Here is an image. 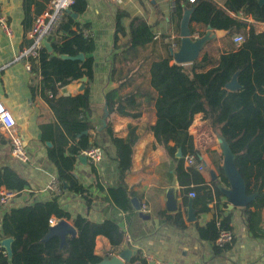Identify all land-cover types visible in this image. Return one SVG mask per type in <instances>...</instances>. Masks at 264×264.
<instances>
[{
  "label": "trees",
  "instance_id": "16d2710c",
  "mask_svg": "<svg viewBox=\"0 0 264 264\" xmlns=\"http://www.w3.org/2000/svg\"><path fill=\"white\" fill-rule=\"evenodd\" d=\"M173 2L169 20L177 22V33L180 31L184 10L193 8L190 25L196 22L204 28L210 26L215 30H224L226 34L223 38L228 41L233 40L235 34H241L244 41L238 47L234 46L231 51L223 53L215 65L208 69L205 68L212 62L208 53L189 64L177 63L170 52V42L165 41L167 35L162 36L161 43L154 39L155 27L160 21L150 23L143 14H132L126 7L119 6L114 17V50L118 51L114 59L124 61L126 66L113 69L114 78L123 81L106 94L109 110L119 115L132 116L129 110L138 106L136 97L139 94L145 95L149 103L155 102L157 120L149 129L157 142L164 145L170 157L177 162L180 183L186 185L187 189L196 190L194 202L199 211L209 210V203L214 198L220 202L221 225H217L218 218H215L205 226L198 227L202 239L215 243L222 229H232V211H228V202L222 201L220 188V184L228 185L229 180L221 174L211 185L204 184L200 172L192 167H185L184 163V157L188 153L199 155L189 127L194 116L202 112L216 134L230 145L235 155L236 167L246 182L247 193H256V197L244 207V213L248 229L255 236L264 235L261 211L264 207V30L257 31L255 23L248 20L250 16L256 22H264V4L259 0ZM32 3L36 4L37 15L46 9V4L40 0H25L27 8ZM87 6L88 0H75L71 9L81 16ZM147 12L145 9L144 13ZM239 12H243L246 17L238 16ZM89 26L67 12L56 32L49 38L53 50L43 47L37 57L30 58L31 70L42 76L40 85L35 89L40 90L58 118L54 134L50 137L53 145L49 147L48 154L57 169L61 190L81 194L88 207L92 203L89 188L79 183L74 175V167L83 149L92 145L100 146L93 140L90 86H87L84 93L66 101H56L54 95L59 83L79 82L84 76L89 81L93 80L96 43L92 36L84 32ZM205 33L201 32L199 35ZM175 41L179 45L180 37ZM159 46L165 50V54L159 53ZM80 53L84 54V59L63 57ZM146 62H149L147 67ZM235 74L241 87L233 90L227 87V83ZM136 76L141 78L139 84L119 95L127 83L133 84ZM148 81L149 88L145 87ZM48 126L42 125V129ZM106 130L115 147V159L124 178L132 166L137 137H133L132 132L127 138L116 136L111 121H108ZM170 141L174 144L170 145ZM178 149L182 153L180 157L176 156ZM64 182L67 183V188L64 187ZM193 182L198 186L191 187ZM27 183L12 167L0 166V189L4 186L19 194ZM119 191L126 200L128 197L126 204L118 200ZM133 194L127 193L126 188L121 185L112 193L116 204L123 210H132L128 203ZM226 211L228 212L225 213ZM159 218L179 228L186 227L180 210L173 213L162 210ZM52 219L71 221L77 230L75 236L68 237V243L63 247L60 246L58 236L43 241L52 225ZM98 235L108 237L111 242V249L103 255L95 252ZM7 237L13 239L11 257L2 245V240ZM126 245L130 243L117 218L94 221L86 215H73L63 207L60 194L8 207L0 220V264L99 263L118 254ZM216 248L221 249L218 245ZM131 264L149 262L138 251L132 257Z\"/></svg>",
  "mask_w": 264,
  "mask_h": 264
},
{
  "label": "crops",
  "instance_id": "0c3cea01",
  "mask_svg": "<svg viewBox=\"0 0 264 264\" xmlns=\"http://www.w3.org/2000/svg\"><path fill=\"white\" fill-rule=\"evenodd\" d=\"M40 1L47 7L48 0ZM125 1L137 3L141 8L139 14H143L148 22L160 21L155 27V35L158 37L154 35V39L159 43L165 34L167 35L165 41L170 42L171 47L179 36L177 22L169 20L174 6L173 0H88L85 13L75 17L81 23L90 25L87 29L91 31L96 43L94 78L90 81L88 79L83 89L80 88L81 82L59 83L54 97L56 101H66L72 96L84 93L87 86H90L91 117L94 119L93 140L104 148V155L97 165L90 159L85 160L81 155L74 167V175L79 183L89 188L91 205L88 207L81 194L65 190L60 193L63 207L73 215H86L94 221H103L108 217L117 218L132 239L130 245L126 247L144 254H153L168 264H264V235L255 236L248 229L245 206L228 209L232 211L231 226L235 234L233 242L227 244L229 246H219L221 249H217L213 241L200 237L199 226H205L211 220L220 218V202L214 198L209 203L210 209L204 212L195 206L196 195L191 196L190 193L196 190L187 189L186 185L180 183L177 162L170 157L166 147L157 142L154 133L149 129V126L156 122L157 116L155 102L149 103L145 95L139 94L136 97L138 106L129 110L132 116L119 115L109 110L108 121H111L116 136L127 138L132 132L133 137H137L131 169L122 178L115 159L116 150L106 127H103L102 115L105 106L108 107L107 92L118 87L123 81L116 80L112 73L114 68L126 66L124 61L114 59L115 53L118 52L114 50V17L119 6L124 5ZM0 5L1 12L7 17L12 29V34L9 35L0 29V99L16 117L28 154L26 162L14 157L11 154L10 139L0 131V166L12 167L28 181L21 193L7 205L13 207L53 196L47 185L57 177V169L49 158L48 150L53 145L50 137L54 134L58 118L40 90L35 89L40 85L42 76L33 72L25 59L20 57L23 48L31 43L29 31L37 15L36 4L32 3L27 8L25 0H0ZM145 9L148 10L147 13H144ZM248 20L255 23L257 31L264 30V22H256L250 16ZM191 28L193 35L197 37L201 36L199 35L201 32L205 33L208 30V27L204 28L196 22L191 24ZM225 34L226 31L222 36L209 41L201 51L199 59L208 53L212 61L205 69L215 65L223 53L231 51L234 46H239L234 39L228 41L223 38ZM158 51L165 54L161 46ZM148 64L149 62H146V67ZM140 81L141 78L136 76L133 84L127 83L119 95L126 93ZM149 82L145 87L149 88ZM42 125L49 126L43 130ZM50 125L53 127L50 128ZM189 132L193 136L199 157L205 164L204 171H199L201 177L204 184L211 185L221 174L225 175L221 137L216 134L202 112L194 116ZM173 144L174 142L170 141V145ZM178 152L179 149L176 156L180 157L177 155ZM120 185L126 188L127 193H134L128 203L131 204L132 210H123L116 204L112 193ZM220 185L231 187L230 182L228 185ZM171 186L177 189V201L186 224L185 228L165 223L159 218V212L162 210L173 213L168 211L166 206V193ZM190 186L196 187L198 184L193 182ZM222 194V201L228 202L227 196L223 192ZM117 197L121 203L128 202V197L126 200L121 191L117 193ZM190 197L193 199L192 207L196 215L193 221H188ZM134 198L139 200L141 208L143 205L146 206L147 211L144 212L151 215L150 219L139 216L140 210L135 207ZM5 207L0 205V220L8 208ZM261 211L264 225V207ZM148 228L150 229L146 232ZM144 230L145 233H142ZM110 249L109 238L98 235L96 254L103 255Z\"/></svg>",
  "mask_w": 264,
  "mask_h": 264
},
{
  "label": "water",
  "instance_id": "95a60500",
  "mask_svg": "<svg viewBox=\"0 0 264 264\" xmlns=\"http://www.w3.org/2000/svg\"><path fill=\"white\" fill-rule=\"evenodd\" d=\"M260 3L264 4V0H259ZM174 4V3H173ZM193 8H186L184 10L183 16L180 21V44L177 50H173L170 47V52L174 57V61L181 64H189L199 59L201 51L204 49L205 45L215 39L216 37L222 36L224 30H216L212 31V28L208 26V30L205 34L197 37L193 35V31L190 25L191 15L193 12ZM67 12L70 13L73 17H78L76 13L72 12V9H67ZM45 47L52 51V45L50 40H46L44 42ZM65 58H74V59H84V54L80 53L76 56L63 55ZM88 81V77L84 76L79 82H81V89L85 87L86 82ZM227 87L233 90L239 88V84L237 81V74H235L232 80L227 83ZM110 111L107 106L104 108V113L102 115L103 127H106L108 121V115ZM220 141L223 145L224 150V173L227 179L229 180L231 187H223L220 186L222 192L227 196L228 199V209L232 210L235 206H246L249 204L251 200L256 197V193L253 195H249L247 193V186L243 176L240 174L239 170L235 164V155L230 148V145L224 138H220ZM178 156H181L182 153L179 150ZM85 160L88 158L83 156ZM67 183L64 182V187L67 188ZM166 206L168 211L176 212L179 211V204L177 201V189L175 186H171L168 188L166 193ZM135 207L140 210L139 216L144 219H150L151 215L145 213L141 210V203L137 198L133 199ZM193 199L189 198V208H188V221H193L196 219V215L194 213V209L192 207ZM77 233L76 228L73 224H71L66 219H60L55 224L51 225L48 233L44 236L43 241L48 240L52 236H58L60 239V246L63 247L68 243V236H75ZM12 241L11 237H7L2 240V245L6 248L9 257L12 255ZM137 254L136 249H132L131 247H125L118 254L113 255L111 258H105L99 263H90V264H131L132 257ZM154 264V263H150Z\"/></svg>",
  "mask_w": 264,
  "mask_h": 264
},
{
  "label": "built area",
  "instance_id": "2783aa9c",
  "mask_svg": "<svg viewBox=\"0 0 264 264\" xmlns=\"http://www.w3.org/2000/svg\"><path fill=\"white\" fill-rule=\"evenodd\" d=\"M75 0H48L46 9L34 17L31 29L29 31V36L31 43L23 48L21 51L20 57L25 59L28 67H31L30 58L37 57L41 49L45 47L44 42L49 40V38L56 32L64 17L67 13V9L71 8ZM195 1V0H190ZM1 8V5H0ZM241 18L246 17L243 12L237 14ZM0 29L7 35L12 34V29L8 23L7 17L1 12L0 9ZM85 34L92 36L90 30L85 29ZM158 37V35H155ZM234 41L237 44H241L244 41V37L241 34H235L233 36ZM173 50H177L179 45L178 43H173ZM0 131L3 132L11 142V154L19 159L20 161H28V154L26 151V144L24 138L18 129V122L16 117L6 106V104L0 99ZM83 156H86L94 165H97L99 161L102 160L104 151L101 146L92 145L91 147L85 148L81 151ZM196 153H188L184 157V163L186 167H192L197 171H204L205 164L203 160L198 157ZM47 189L53 194L58 195L61 193V183L58 178L52 179L48 185ZM17 193L7 189L6 187H1L0 189V205H9ZM191 196H195L196 192L192 191ZM143 211H147L146 206L143 205L141 208ZM56 219L51 220V224H55ZM217 225H221V219H217ZM126 232V231H125ZM235 234L232 229H222L218 238L215 240V244L221 247H224L228 243L233 242ZM126 239L130 243L132 242L131 236L126 233ZM143 258L146 259L149 263L154 264H168L167 262L162 261L161 259L155 257L153 254H144L142 253Z\"/></svg>",
  "mask_w": 264,
  "mask_h": 264
},
{
  "label": "rangeland",
  "instance_id": "374dc122",
  "mask_svg": "<svg viewBox=\"0 0 264 264\" xmlns=\"http://www.w3.org/2000/svg\"><path fill=\"white\" fill-rule=\"evenodd\" d=\"M124 7H126L127 9H129V11L132 13V14H137V13H140V7L138 6L137 3H131V1H125V4L122 5Z\"/></svg>",
  "mask_w": 264,
  "mask_h": 264
}]
</instances>
